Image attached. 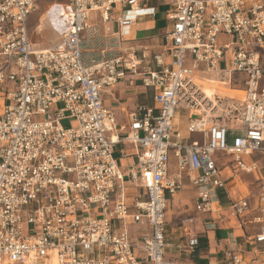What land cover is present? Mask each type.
Returning a JSON list of instances; mask_svg holds the SVG:
<instances>
[{
  "label": "built area",
  "instance_id": "1",
  "mask_svg": "<svg viewBox=\"0 0 264 264\" xmlns=\"http://www.w3.org/2000/svg\"><path fill=\"white\" fill-rule=\"evenodd\" d=\"M146 1L65 0L55 9L63 33L40 49L27 29L37 0H0V264H185L165 251L167 200L182 176L195 212L223 211L241 232L208 264H264V175L252 159L264 156V0H171L159 53L88 64L84 39L96 22L121 43L137 19L154 15ZM126 75L151 89L152 106L119 126L102 96ZM197 80L242 94L205 98ZM119 146L120 159L130 147L132 164H117ZM170 157L177 179L167 175ZM228 166L259 176L254 194L222 210L215 193ZM198 247L189 238L177 249Z\"/></svg>",
  "mask_w": 264,
  "mask_h": 264
},
{
  "label": "crops",
  "instance_id": "2",
  "mask_svg": "<svg viewBox=\"0 0 264 264\" xmlns=\"http://www.w3.org/2000/svg\"><path fill=\"white\" fill-rule=\"evenodd\" d=\"M151 6L155 8V6ZM141 18L137 19L134 26L130 28L126 35L122 37L123 41L121 43L123 44L134 40L144 41L146 43L150 42L152 46L155 45L152 50H156L154 53L157 54L161 51L163 45V35L169 27V24L166 22L164 17L163 20L166 25L164 32L161 33L160 24L163 23V21L156 19L155 12L153 16H142ZM102 36L104 39L111 38L109 39V42H114L116 46L121 44L118 42V39H114L106 35ZM94 41H96V39L90 40V43H93ZM143 53L146 54L145 52ZM114 57H116V55ZM93 63L98 62L92 61L88 64ZM137 82L139 83V86L137 88H133ZM134 89H138V91ZM146 89L148 90V88L141 86L138 78L126 75L123 81L117 83L112 88H109L104 92L102 102L106 108L112 111L116 117L118 125L121 126L124 125L127 120V114L124 121H120L117 115V110H119L118 106H122L124 104L121 101L129 97L133 98L137 93L144 97ZM106 95L112 98V103L104 101V96ZM144 99L147 104L141 105L152 106V92L151 100L146 97ZM121 110L125 109L122 108ZM174 124L179 130L182 132L184 131L185 123L182 127L180 126L179 114L176 116ZM124 149L128 157L125 159L118 158L119 162H124V164L120 165L121 167L128 166L135 161V157L132 155L133 152L130 147H124ZM252 159L258 165L259 174L264 175L260 166V162H264V156L252 157ZM220 172L225 185L224 189L217 190L215 193L220 209L223 210L227 208L230 199L245 197L251 195L252 193L254 194L257 186L256 182L259 176L257 173H235L229 166L221 167ZM167 175L171 179L178 178L176 161L173 157H170L169 159ZM178 181L181 183V188L173 195L172 198H168L166 205V210L169 208L168 211L170 213V218L165 221L167 235V247L165 250L166 257L170 260L180 261L185 264H208L212 261H219L222 250L225 247L230 246L229 236H241V232L236 228L234 221L226 220L223 217V215H225L223 211L220 214L195 212L193 207V188L185 176H182L180 179L178 178ZM185 191H190L192 193V199H181L182 192ZM188 218L192 219V223L189 225H182L181 222ZM132 226L134 225L129 226L128 230ZM135 227L136 229L134 231L129 230V232L133 235L138 234V227ZM189 238H197L199 242L198 249L192 255H188L184 251L181 252L177 249V246H182L187 243Z\"/></svg>",
  "mask_w": 264,
  "mask_h": 264
},
{
  "label": "rangeland",
  "instance_id": "3",
  "mask_svg": "<svg viewBox=\"0 0 264 264\" xmlns=\"http://www.w3.org/2000/svg\"><path fill=\"white\" fill-rule=\"evenodd\" d=\"M171 0H147L145 3L143 2L141 4V7L147 6V5H153L155 6V14L156 19L163 21V23L160 24V30L161 33L165 30L166 23L164 22V12L166 9L167 4L170 3ZM65 4V0H37L34 11L30 14L27 20V29H28V35L31 40V42L40 49L47 48L51 46L57 39L60 37V35L63 33L65 29V22L59 16L55 14L56 6ZM57 11V10H56ZM41 17H44V23L40 25L39 20ZM142 19V18H141ZM90 24H93L95 22V15H90ZM96 27L92 30H90L86 35L84 39V50H85V60L87 63L95 61V62H101L102 59H111L112 57L116 56H122L124 59H127V57L131 54V52H134V55L136 57H141L143 52H145L148 57H151L156 50H152L153 47L152 44L146 43L144 41H130L126 43H121L119 46H116L114 42H109V39L103 38V34L100 32L102 31V26L99 22H96ZM108 32L112 31V23L108 24L107 26ZM100 29V30H99ZM161 36V35H160ZM93 37V38H91ZM91 39H96L93 43H90ZM220 41L221 39L218 38ZM198 77L205 76L203 74L197 73ZM139 86V83L137 82L136 85L133 88H137ZM237 86V85H236ZM231 89H240L239 87L231 86ZM137 90L138 89H134ZM227 94L231 96L239 97L242 93H232L231 91H226ZM136 96L129 97L127 99L122 100L121 102L124 103L122 106H118L119 110H117V115L120 121H124L126 114L133 111L136 106H140L141 104H147L145 102V97L149 98L151 100V90L145 91L144 97L141 96L139 93L135 94ZM104 101H107L109 103H112V98L109 96H104ZM58 107H61L59 104ZM124 108L125 110H121ZM179 118H180V126L182 127L185 123V114H183L181 111L179 112ZM61 126L64 128H69L70 126L74 125L73 120H63L61 121ZM121 147H115L113 158L117 161V164L120 166L121 164H124L118 161L119 158V150ZM261 169L264 173V162H260ZM251 177V176H250ZM181 199L183 200H190L192 199V193L190 191L182 192ZM169 208H167L165 212V221H167L170 218ZM136 229L135 226H132L129 230L134 231Z\"/></svg>",
  "mask_w": 264,
  "mask_h": 264
},
{
  "label": "bare ground",
  "instance_id": "4",
  "mask_svg": "<svg viewBox=\"0 0 264 264\" xmlns=\"http://www.w3.org/2000/svg\"><path fill=\"white\" fill-rule=\"evenodd\" d=\"M40 25L44 23V17H41L39 20ZM197 84L201 85V90L205 98L213 99V95L219 94L221 96H226L229 98H233L236 96H231L226 93V91H231L232 93H242L240 90L231 89L230 87L226 86L227 82L225 81H218V80H204L198 81ZM50 264H58L55 259H52Z\"/></svg>",
  "mask_w": 264,
  "mask_h": 264
},
{
  "label": "trees",
  "instance_id": "5",
  "mask_svg": "<svg viewBox=\"0 0 264 264\" xmlns=\"http://www.w3.org/2000/svg\"><path fill=\"white\" fill-rule=\"evenodd\" d=\"M232 86H234V85H232Z\"/></svg>",
  "mask_w": 264,
  "mask_h": 264
}]
</instances>
